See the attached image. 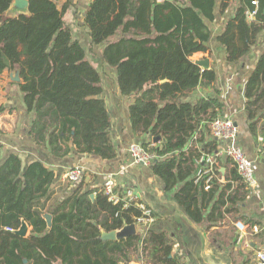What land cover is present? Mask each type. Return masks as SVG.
<instances>
[{
    "label": "trees",
    "instance_id": "obj_1",
    "mask_svg": "<svg viewBox=\"0 0 264 264\" xmlns=\"http://www.w3.org/2000/svg\"><path fill=\"white\" fill-rule=\"evenodd\" d=\"M13 1L0 0V77L6 70H20L19 86L34 116L33 140L60 158L76 149L114 159L117 148L101 97V73L65 21L68 4L60 9L61 0H29V14L9 17L6 11ZM233 1L221 0V12ZM257 1L254 20L247 18L256 8L253 0H240L217 37L231 64L250 54L264 34V0ZM216 6L217 0H93L84 20L91 46H103V63L116 69L122 94L135 96L132 129L138 136L148 135L151 141L143 142L144 147L160 157L153 164L154 174L167 192H174L183 211L199 224L208 222L207 228L221 225L223 207L231 211L248 192L240 196L233 189V181L246 188L236 168L225 185L215 180L205 189L204 182L196 183V160L202 151L187 149L199 126H208L223 110L217 97L185 100L199 86L217 80L214 69L203 70L191 59L196 52H211L208 22L216 19ZM244 96L250 132L264 136V49ZM157 135L162 140L153 145ZM209 147L203 149L212 152L217 145ZM55 177L41 161L24 167L16 153L0 164V264H121L139 245L152 264H188L174 255L168 232L152 225L142 227L145 235L102 239V231L138 222L143 215L140 199L124 208L123 201H109L102 188L84 189L81 180L70 195L48 207ZM45 212L53 215L50 230ZM23 219L32 228L28 236L15 233Z\"/></svg>",
    "mask_w": 264,
    "mask_h": 264
},
{
    "label": "crops",
    "instance_id": "obj_2",
    "mask_svg": "<svg viewBox=\"0 0 264 264\" xmlns=\"http://www.w3.org/2000/svg\"><path fill=\"white\" fill-rule=\"evenodd\" d=\"M92 1L61 0L57 4L60 9L65 3L68 4L65 21L71 28L73 37L86 48L87 58L101 73L103 88L101 97L105 99L110 115L111 135L117 148V156L114 159L105 160L90 154H81L73 149L68 156L60 158L52 155L48 147L35 143L30 134L34 116L29 112L19 86L22 79L15 80L17 72L20 76V70L16 68L6 70L0 77V164L11 153H16L22 158L24 167L31 162L41 161L54 170L56 177L52 187V199L47 201L48 207L58 203L57 201L53 204L55 199L62 201L77 187L76 183L61 179L63 173L69 168L77 165L85 168V176L82 179L84 189L102 188L106 180L112 179L122 197L125 196V191L133 190L137 199L155 213V215L152 214L154 220L146 226L152 225L157 230L168 232V240L174 245V255L188 264H197L193 252L196 235L177 213L174 192L165 190L164 183L153 172V165L132 162L129 146L138 142L143 144L151 139L148 135L138 136L133 131L130 106L134 103L135 96L122 94L116 69L103 63V46H91V38L84 20ZM220 4L221 0H217L216 19L208 22L213 34L209 42L211 52H196L191 56L193 60L208 58L209 69L217 72V80L211 85L199 86L188 94L185 100L195 101L201 97L219 98L223 103L221 116L234 119L239 129L237 141L247 156L254 161L258 185L254 189H248L241 186V181H233V189H238L240 196L245 190L248 191L245 198L229 212H225L226 205L223 207L224 218L221 225L212 224L209 228H207L208 222L206 226L200 225L206 229L214 246L230 254L234 264H259L256 253L259 249H264V140L261 141L264 136H254L250 132L244 90L264 49V34L261 36L259 45L250 54L237 64L229 63L226 51L217 41V37L223 31L225 21L235 15L240 0H234L225 13L221 12ZM90 49L94 50L90 52ZM197 133L198 137L190 140L188 151L193 148L207 152L203 148H210V144H216L217 147L225 144L216 139L209 125L204 126V123L199 126ZM152 142L153 145L156 144L153 140ZM234 168L227 157H221L218 160L219 173L216 180L222 185L227 184ZM216 200L206 207L205 213H210ZM227 204L230 205V202ZM238 222L245 225H257L259 232L253 233L249 230L241 234L237 227ZM31 230L29 226L26 236ZM139 232L145 235L143 228L138 229L137 233ZM121 264L152 263L142 245H139L136 251L131 252L130 259Z\"/></svg>",
    "mask_w": 264,
    "mask_h": 264
},
{
    "label": "built area",
    "instance_id": "obj_3",
    "mask_svg": "<svg viewBox=\"0 0 264 264\" xmlns=\"http://www.w3.org/2000/svg\"><path fill=\"white\" fill-rule=\"evenodd\" d=\"M253 4L256 8L247 12L248 20H254L258 10L259 2L257 0H253ZM209 127L212 135L216 139L223 141L225 144L222 147H217L212 152H201L200 157L196 160L197 169L194 175L195 182H204L205 189H209L218 177V160L224 156L233 163L239 175L242 177L246 187L248 189L256 188L258 185V179L255 173V164L254 161L247 156L244 149L237 141L239 129L234 119L226 116H218L209 122ZM197 137L198 133H195L193 139ZM263 140L264 139L261 138V141ZM129 153L134 164L150 166L160 159L156 153L149 152L144 145L139 142L132 143L129 146ZM84 176L85 168L77 165L65 171L61 176V179L63 181L77 183L80 182ZM102 189L108 196L109 201L114 204H118L123 201L124 208L129 207L133 201H137V197L133 190L125 191L126 194L122 197L117 191L115 183L112 179L106 180L103 183ZM139 207L142 209L143 215L138 218V222L136 223H144V225L150 224L154 220L151 209L143 203H139ZM237 227L241 231V234H244V232L246 233L249 230L253 231V233L259 232V227L257 225H245L238 222ZM256 260L259 264H264V249H259L257 251Z\"/></svg>",
    "mask_w": 264,
    "mask_h": 264
},
{
    "label": "water",
    "instance_id": "obj_4",
    "mask_svg": "<svg viewBox=\"0 0 264 264\" xmlns=\"http://www.w3.org/2000/svg\"><path fill=\"white\" fill-rule=\"evenodd\" d=\"M29 0H14L6 11V15L9 17H14L17 14H29ZM196 62L202 67L203 70L209 69L210 60L197 59ZM19 72L15 77V80H20ZM162 140L161 135L153 137V141L158 143ZM93 197V195H92ZM177 213L184 220L187 226L196 235V243L193 249L197 264H234L233 259L227 252L221 251L219 247L214 246L210 239L206 229L199 223L192 220L183 209L176 204ZM181 208V209H180ZM44 218L48 224V230L51 229L53 225V215L49 212L43 214ZM144 223H131L125 224L121 229L114 231H102V239L107 240H122L129 236L136 235L138 229L142 228ZM29 229V224L23 219L22 225L19 229L15 230V233L21 236H26Z\"/></svg>",
    "mask_w": 264,
    "mask_h": 264
},
{
    "label": "rangeland",
    "instance_id": "obj_5",
    "mask_svg": "<svg viewBox=\"0 0 264 264\" xmlns=\"http://www.w3.org/2000/svg\"><path fill=\"white\" fill-rule=\"evenodd\" d=\"M94 49H90V52H92Z\"/></svg>",
    "mask_w": 264,
    "mask_h": 264
}]
</instances>
